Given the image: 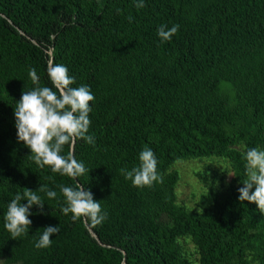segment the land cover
Masks as SVG:
<instances>
[{
  "label": "trees",
  "instance_id": "16d2710c",
  "mask_svg": "<svg viewBox=\"0 0 264 264\" xmlns=\"http://www.w3.org/2000/svg\"><path fill=\"white\" fill-rule=\"evenodd\" d=\"M0 0V261L3 264H264V214L240 202L244 155L264 150V0ZM161 25L179 30L170 41ZM49 63L63 64L95 100L89 135L65 145L89 173L78 181L38 167L18 142L14 108L23 91L52 87ZM55 91V89L53 88ZM147 146L162 183L134 187L121 169L139 166ZM222 157L233 177L201 194V209L178 199L181 159ZM79 182L107 218L93 226L64 215L58 185ZM57 192L30 209L12 239L7 206L24 188ZM211 188L213 186L211 185ZM254 190V189H253ZM27 204L26 200L21 201ZM60 226L37 249L44 228ZM192 243L194 251L188 249Z\"/></svg>",
  "mask_w": 264,
  "mask_h": 264
},
{
  "label": "clouds",
  "instance_id": "9594fccd",
  "mask_svg": "<svg viewBox=\"0 0 264 264\" xmlns=\"http://www.w3.org/2000/svg\"><path fill=\"white\" fill-rule=\"evenodd\" d=\"M135 7L144 8V0H136ZM179 27L173 25L168 28L161 25L158 36L162 42L170 41ZM47 75L52 87L41 86L36 69L29 70L34 88L23 91L14 108L17 139L30 149V158L38 167L48 166L53 173L78 181L79 177L89 173V169L75 158L71 147L67 155L62 153L65 145H74L80 139L90 145L95 144L94 136L88 134L91 124L89 114L92 111L90 102L95 100V96L86 85L73 87L75 78L63 64L49 63ZM244 159L247 179L242 182L243 187L238 189V199L240 202L255 203L260 213L264 214V150L251 148L246 151ZM139 161V166L131 170H120L126 180H130L138 188L152 187L155 183L163 182L164 177L158 172V160L151 148H143L139 153ZM58 187L66 205L61 208L64 215L71 213L74 222L82 217L86 218L93 226L105 221L107 213L103 211L100 201L94 200L92 192L79 182L74 187ZM37 191L44 193L49 199L57 197V192L50 190L47 185H41L36 191L24 188L22 193H17L8 204L4 216V227L12 239L16 240L28 232L32 224L29 216L32 215L30 209L33 205L38 206L41 214L43 213L44 202ZM23 200L27 204H22ZM60 230V226L44 228L35 247H50L51 237Z\"/></svg>",
  "mask_w": 264,
  "mask_h": 264
},
{
  "label": "rangeland",
  "instance_id": "374dc122",
  "mask_svg": "<svg viewBox=\"0 0 264 264\" xmlns=\"http://www.w3.org/2000/svg\"><path fill=\"white\" fill-rule=\"evenodd\" d=\"M173 168L181 176L177 187L178 199L196 209L202 207L201 194L217 191L220 187L224 190L233 177L230 161L222 157L181 159ZM188 249L195 253L192 243L188 244ZM192 258L197 264L196 253Z\"/></svg>",
  "mask_w": 264,
  "mask_h": 264
}]
</instances>
